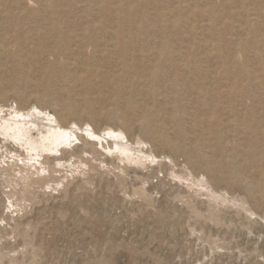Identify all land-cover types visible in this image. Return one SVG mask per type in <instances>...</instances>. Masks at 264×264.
<instances>
[{
	"label": "rangeland",
	"instance_id": "rangeland-1",
	"mask_svg": "<svg viewBox=\"0 0 264 264\" xmlns=\"http://www.w3.org/2000/svg\"><path fill=\"white\" fill-rule=\"evenodd\" d=\"M14 114L0 264H264V0H0Z\"/></svg>",
	"mask_w": 264,
	"mask_h": 264
},
{
	"label": "bare ground",
	"instance_id": "bare-ground-1",
	"mask_svg": "<svg viewBox=\"0 0 264 264\" xmlns=\"http://www.w3.org/2000/svg\"><path fill=\"white\" fill-rule=\"evenodd\" d=\"M188 8V7H187ZM176 20V19H175ZM178 23V22H177ZM141 30H142V28H141ZM140 30V31H141ZM126 32V31H125ZM116 41H115V45L116 46H118V45H122L124 42H125V40H126V38H125V36H124V34L122 33V31L121 32H117L116 33ZM114 38V37H113ZM115 47V46H114ZM162 47H163V50L165 51L168 47H169V43L168 42H163V44H162ZM212 49V48H211ZM145 51V50H144ZM173 55V54H172ZM155 72L156 71H153V73H151L153 76H155ZM148 89V88H147ZM36 111V110H35ZM37 111H38V108H37ZM36 111V113H38L39 114V111L37 112ZM41 112H43V111H41ZM40 112V113H41ZM45 113V112H44ZM44 113H43V116H44ZM35 114V113H34ZM34 114H28V115H24V114H19V115H15L13 118H14V121L11 123V121H9V120H4L0 125H1V128L5 131V132H10V134H12L13 136H15L16 138H18V139H20L21 137H23V136H21V132L25 129V128H27L26 126H28V128H30L31 127V124H33V125H35V127L36 126H39L40 128H43V129H41L40 130V132H39V134L41 135V138H42V140L44 139L45 140V142L47 141H54L55 139H57V138H60L61 136L63 137V136H65L64 134V131H62V129L60 130L59 129V127H57V125L55 124V122H54V120L53 119H55L54 117H53V119H51V118H49V116L48 117H44L45 118V123H43L42 122V119L40 120L39 119V117H37V114L35 115L37 118L36 119H34L33 118V116L32 115H34ZM42 114V113H41ZM47 114V113H46ZM40 115V114H39ZM43 116H42V118H43ZM46 116V115H45ZM41 117V116H40ZM42 122V125H40V123ZM44 121V120H43ZM1 122V121H0ZM14 124V125H13ZM27 124V125H26ZM218 125V123H216V126ZM30 126V127H29ZM65 130V129H64ZM24 132V131H23ZM29 132V131H28ZM23 134V133H22ZM67 134H69V133H67ZM66 134V135H67ZM111 134H112V132H111ZM116 134H117V132H116ZM71 135V134H70ZM115 135V134H114ZM26 136V135H25ZM72 136H73V134H72ZM119 136V135H118ZM74 137V136H73ZM113 138V137H112ZM118 138V137H117ZM116 138V139H117ZM120 138V137H119ZM58 140V139H57ZM60 140V139H59ZM118 140V139H117ZM28 141V140H27ZM29 141H31V140H29ZM69 141V140H68ZM121 141V140H120ZM120 141H117V143L119 142V144H120ZM42 142V141H41ZM30 143V142H29ZM32 143V142H31ZM30 143V144H31ZM64 143V142H63ZM39 144H41V143H39ZM39 144H36V148L37 147H40L39 146ZM45 144V143H44ZM43 144V145H44ZM48 144H50V143H48ZM47 144V145H48ZM118 144V145H119ZM42 145V146H43ZM32 146H33V144H32ZM51 146V145H50ZM122 146H123V144H122ZM126 146V145H125ZM125 146H123V147H125ZM44 147V146H43ZM128 147V146H127ZM35 148V147H34ZM130 148V147H129ZM30 154V153H29ZM134 156V155H133ZM28 157H29V155H28ZM31 157V156H30ZM133 158V157H132ZM28 160H29V158H28ZM32 160V159H31ZM43 170V169H42Z\"/></svg>",
	"mask_w": 264,
	"mask_h": 264
}]
</instances>
